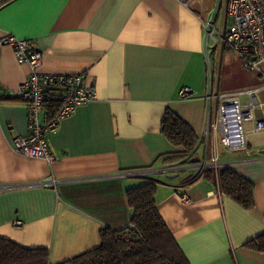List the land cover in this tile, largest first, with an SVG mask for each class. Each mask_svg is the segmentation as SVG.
Returning <instances> with one entry per match:
<instances>
[{"label":"crops","instance_id":"1","mask_svg":"<svg viewBox=\"0 0 264 264\" xmlns=\"http://www.w3.org/2000/svg\"><path fill=\"white\" fill-rule=\"evenodd\" d=\"M213 4L7 0L0 6V38L31 40L43 53L41 71L84 73L96 91L95 99L59 120L50 137L53 163L19 154L11 141L28 133L27 105L11 95L30 69L0 46V237L46 248L49 264L59 263L96 246L101 228L127 226L132 213L125 190L148 176L159 181L156 207L190 264H264V252L243 245L264 233V130L253 133L246 123L240 149L200 139L212 72L202 21ZM184 86L192 90L187 97L180 95ZM246 90L264 102L258 78L245 90L224 93ZM166 108L198 135L199 160H165L184 151L160 132ZM253 115L264 120V107ZM205 153L207 159L216 153L219 167L254 183L251 209L202 176ZM172 164L176 171L161 170ZM136 171L146 174H131Z\"/></svg>","mask_w":264,"mask_h":264},{"label":"built area","instance_id":"2","mask_svg":"<svg viewBox=\"0 0 264 264\" xmlns=\"http://www.w3.org/2000/svg\"><path fill=\"white\" fill-rule=\"evenodd\" d=\"M178 1L185 4L191 0ZM220 12L221 5L218 4L213 19L202 21L205 45L212 40L215 47L219 45L220 49L230 50L245 71L254 72L264 83V0H224L223 19L221 27L217 29L215 22ZM3 45L11 48L18 63L27 64L30 69L11 95L27 105L28 129L27 135L12 139V147L19 154L53 163L56 154L50 137L56 131L59 120L77 105L95 99L96 91L87 82L84 73L41 71L43 53L31 40L6 34L0 38V46ZM209 81L205 96L207 117L200 139H212L213 143L218 142L228 149L246 148V123H251L250 131L253 133L264 130V120L256 119L253 115L257 107H264V102L257 101L254 90L235 93L212 91L211 79ZM191 91L190 87L184 86L180 89V95L187 97ZM50 109H55V112H50ZM177 167V164H172L161 170L172 172ZM218 167L216 153L209 159L205 153L198 164L200 171ZM131 174L145 175L146 171ZM181 199L185 203L190 201L186 194ZM14 225L20 226L21 221H14Z\"/></svg>","mask_w":264,"mask_h":264},{"label":"trees","instance_id":"3","mask_svg":"<svg viewBox=\"0 0 264 264\" xmlns=\"http://www.w3.org/2000/svg\"><path fill=\"white\" fill-rule=\"evenodd\" d=\"M7 0H0V6ZM55 112V109L49 110ZM160 132L182 153L167 155L165 160L189 162L199 147V137L192 127L171 109L166 108L160 122ZM202 176L212 181L246 209L254 206V183L228 166L207 168ZM142 183L125 190L132 216L127 226L115 229L103 227L98 231L99 243L56 264H190L156 207L159 181L144 176ZM264 252V233L243 244ZM0 264H49L46 248L21 246L0 237Z\"/></svg>","mask_w":264,"mask_h":264},{"label":"rangeland","instance_id":"4","mask_svg":"<svg viewBox=\"0 0 264 264\" xmlns=\"http://www.w3.org/2000/svg\"><path fill=\"white\" fill-rule=\"evenodd\" d=\"M218 4L221 5V12L217 16L215 22L217 29L221 27L223 19L224 0H214L213 6L209 9V17L207 18L208 21L213 19ZM205 49L207 54H210V62L212 65V72L208 78V80L211 79L212 82V91L216 90L218 93H224L245 90L247 82L251 81L253 78L260 79L254 72L245 71L241 65H239L233 52L225 48L220 49L219 45L215 47L212 40H208ZM208 82L210 86V81Z\"/></svg>","mask_w":264,"mask_h":264},{"label":"water","instance_id":"5","mask_svg":"<svg viewBox=\"0 0 264 264\" xmlns=\"http://www.w3.org/2000/svg\"><path fill=\"white\" fill-rule=\"evenodd\" d=\"M194 159H195V161L199 160L198 158H194ZM194 159H192V160L194 161Z\"/></svg>","mask_w":264,"mask_h":264}]
</instances>
